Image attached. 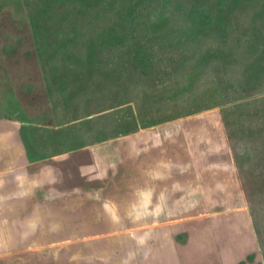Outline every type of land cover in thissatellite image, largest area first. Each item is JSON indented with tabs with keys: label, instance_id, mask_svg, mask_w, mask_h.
Masks as SVG:
<instances>
[{
	"label": "rangeland",
	"instance_id": "rangeland-1",
	"mask_svg": "<svg viewBox=\"0 0 264 264\" xmlns=\"http://www.w3.org/2000/svg\"><path fill=\"white\" fill-rule=\"evenodd\" d=\"M236 1L0 0V146L13 145L10 165L29 163L31 171L64 153L52 171L60 189L95 188L100 180L84 146L164 122L166 130L179 124L194 133L199 126L200 174L205 185L215 175V204H223L200 210V219H234V239L250 242L240 262L264 264V0ZM219 15L226 16L227 36L219 27L204 35L201 21ZM176 27L196 32L181 45L186 67L168 65L170 78L156 85L143 75L150 62L140 67L130 57L132 42L145 31ZM153 41L147 46L154 54L175 48ZM207 49L212 58L200 60ZM168 152L175 160L176 147ZM125 155L121 176L128 179L135 170ZM225 205L245 210L226 215Z\"/></svg>",
	"mask_w": 264,
	"mask_h": 264
},
{
	"label": "crops",
	"instance_id": "crops-1",
	"mask_svg": "<svg viewBox=\"0 0 264 264\" xmlns=\"http://www.w3.org/2000/svg\"><path fill=\"white\" fill-rule=\"evenodd\" d=\"M164 123L84 146L100 180L95 188L60 189L52 171L64 153L48 157L30 171L29 163L10 165L11 143L0 146V264L242 261L250 242L234 239L239 229L236 221L200 219V210H218L223 204H215L219 202L215 175L207 177V187L200 174L199 126L193 133L179 124H168L171 130H166ZM178 130L181 137L174 138ZM173 146L178 154L175 160L169 159L168 148ZM125 154L131 156L135 170L128 179L121 176L124 160L130 159ZM185 177L191 183H173ZM120 190L122 202L116 197ZM101 209L100 216L96 210ZM220 210L239 216L245 208L225 205ZM241 226L247 229L246 224ZM206 235L213 239L207 241ZM193 247L198 251L192 253Z\"/></svg>",
	"mask_w": 264,
	"mask_h": 264
},
{
	"label": "trees",
	"instance_id": "trees-1",
	"mask_svg": "<svg viewBox=\"0 0 264 264\" xmlns=\"http://www.w3.org/2000/svg\"><path fill=\"white\" fill-rule=\"evenodd\" d=\"M245 0H237L236 4H241ZM249 1V0H247ZM148 7V4H147ZM235 8V4L233 6ZM234 8H227L229 10H233ZM209 8H205L204 10H208ZM131 12L137 13L138 8L131 9ZM222 17V18H220ZM226 16L219 15V18H213V19H207V22L201 21L200 23V29L204 33V35L208 34V32H213L215 29L220 28V31L223 33L221 36H223V39L227 36L226 30L224 27H226ZM212 24V25H211ZM207 26V27H205ZM179 28H173L169 29L168 31L165 30H151L149 32L145 31L138 36L139 39H135L132 43L135 45V49H131L130 51H133V53L130 55L135 60V64L139 65L140 67L143 65L144 61L147 60L150 62L151 70L148 72H144V78H151L154 81V84L158 85L161 83V80L169 79L167 69L168 65H172L173 69L175 71H179L182 67H186L184 65L188 59V55L183 53L181 50V45L193 40L192 38L195 35L196 32L192 33H178L177 30ZM208 29V30H207ZM135 38V36L132 37V40ZM151 39H154L153 42H159V43H165L168 45H175V48L172 50L171 54L168 56H164L165 49L161 50V52H157L154 54L153 51L148 44H150ZM213 51L211 49H207L206 52H204L202 55H200V60H208L212 58ZM192 57L191 55L189 58ZM184 65V66H183ZM41 99V98H40ZM44 99V97L42 98ZM39 100V99H37ZM30 102L35 103V100L32 99ZM239 176V174H238ZM239 178V177H238ZM240 179V178H239ZM252 256H248L247 260L251 259ZM239 264H244V262H240Z\"/></svg>",
	"mask_w": 264,
	"mask_h": 264
},
{
	"label": "flooded vegetation",
	"instance_id": "flooded-vegetation-1",
	"mask_svg": "<svg viewBox=\"0 0 264 264\" xmlns=\"http://www.w3.org/2000/svg\"><path fill=\"white\" fill-rule=\"evenodd\" d=\"M15 114H16L17 116H19L22 120H24V121L22 122V124L27 123V122H26V118H25V116H24L22 113H20L19 110L15 111ZM24 118H25V119H24Z\"/></svg>",
	"mask_w": 264,
	"mask_h": 264
}]
</instances>
